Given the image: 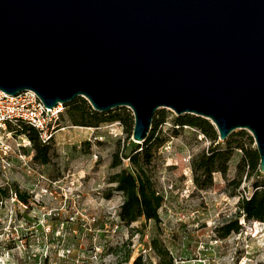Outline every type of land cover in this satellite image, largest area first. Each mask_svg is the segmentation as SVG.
<instances>
[{
  "label": "water",
  "instance_id": "95a60500",
  "mask_svg": "<svg viewBox=\"0 0 264 264\" xmlns=\"http://www.w3.org/2000/svg\"><path fill=\"white\" fill-rule=\"evenodd\" d=\"M0 90L129 107L136 143L161 108L246 129L264 174V0H0Z\"/></svg>",
  "mask_w": 264,
  "mask_h": 264
},
{
  "label": "rangeland",
  "instance_id": "374dc122",
  "mask_svg": "<svg viewBox=\"0 0 264 264\" xmlns=\"http://www.w3.org/2000/svg\"><path fill=\"white\" fill-rule=\"evenodd\" d=\"M65 105L57 106L61 112L48 164L34 160L33 143L25 136L10 139L12 152L0 159V188L8 189L0 194V264H133L139 256L142 264H264L262 222L240 217V232L224 239L217 232L236 218L240 198L264 178L245 173L236 187L244 149L234 150L225 175L215 171L212 181L197 183L195 159L227 144L195 127L178 126L173 110L159 109L166 119L153 120L152 160L144 165L163 196L159 219L141 218L128 226L119 217L123 193L110 180L122 167L131 168L123 155L131 154L136 142L122 121L75 125ZM113 110L130 114L134 124L129 107ZM250 136L236 129L229 137L233 146L257 150ZM117 152L123 165L112 168ZM16 189L28 196L27 203ZM154 242L168 254L161 256Z\"/></svg>",
  "mask_w": 264,
  "mask_h": 264
},
{
  "label": "trees",
  "instance_id": "16d2710c",
  "mask_svg": "<svg viewBox=\"0 0 264 264\" xmlns=\"http://www.w3.org/2000/svg\"><path fill=\"white\" fill-rule=\"evenodd\" d=\"M69 115L74 120L75 125L81 126H99L101 123L108 121H122L126 126V132L133 136L134 125L131 123L130 114L114 112L115 110L108 112L96 111L90 102L84 97H78L70 104ZM166 119L165 113H156L154 116V122L156 124L163 123ZM176 124L178 126H192L205 135L211 137L215 142L219 139V134L209 119L199 117L195 115H181L177 116ZM17 136H25L33 143V149L35 151L34 160L41 164H48L50 162V150L49 143H43L40 140L38 131L25 123H20L14 128ZM229 137L225 140L227 147H215L211 151L202 152L193 162V169L196 175L197 183L202 178L212 181V175L215 171H220L222 174L227 172V162L231 159L234 150L236 148L244 149V155L240 163L238 164V174L241 178L236 183L238 188L241 185V179L246 173L248 175L261 176L260 171V156L258 150L248 151L243 144H237L233 146L232 140ZM252 139V136H250ZM153 135L149 136L144 144L135 143V146L131 154L123 155L131 162V168L122 167L118 172L112 175L110 182L115 183L116 190L123 193L124 201L120 206L119 217L126 225L131 226L134 222L141 218L146 220H158L159 209L162 206L163 196L158 193L148 176L144 165H147L152 160V142ZM152 142V143H150ZM221 162V167H217L216 164ZM123 165V161L119 152L113 156L112 168H118ZM5 195L8 194V189H1ZM17 198L23 202H28V196L16 189ZM111 194L107 195L110 198ZM238 212L236 218L223 223L217 229L219 237L227 238L233 232L241 231L240 217L245 220L259 221L264 224V178L257 180L254 184V190L249 196H242L238 202ZM153 247L158 250L159 246L157 242H154ZM161 256L168 254L166 250H158ZM130 257V255H128ZM129 259V258H128ZM143 257L139 256L133 262V264H142Z\"/></svg>",
  "mask_w": 264,
  "mask_h": 264
},
{
  "label": "built area",
  "instance_id": "2783aa9c",
  "mask_svg": "<svg viewBox=\"0 0 264 264\" xmlns=\"http://www.w3.org/2000/svg\"><path fill=\"white\" fill-rule=\"evenodd\" d=\"M60 112V107L46 108L34 91L27 90L11 95L0 90V159L3 160L4 156L12 152L10 139L23 137L17 136L14 129L20 123L34 127L40 140L49 143L57 130Z\"/></svg>",
  "mask_w": 264,
  "mask_h": 264
},
{
  "label": "bare ground",
  "instance_id": "6f19581e",
  "mask_svg": "<svg viewBox=\"0 0 264 264\" xmlns=\"http://www.w3.org/2000/svg\"><path fill=\"white\" fill-rule=\"evenodd\" d=\"M59 107H60V106H59ZM59 107H58V108H59Z\"/></svg>",
  "mask_w": 264,
  "mask_h": 264
}]
</instances>
